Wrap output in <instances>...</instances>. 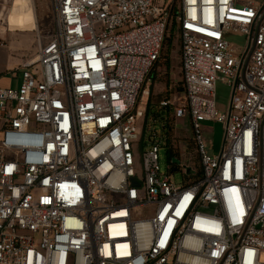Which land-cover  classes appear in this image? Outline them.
Wrapping results in <instances>:
<instances>
[{
    "label": "built area",
    "instance_id": "1",
    "mask_svg": "<svg viewBox=\"0 0 264 264\" xmlns=\"http://www.w3.org/2000/svg\"><path fill=\"white\" fill-rule=\"evenodd\" d=\"M54 12L19 86L0 77V264H264V0H55ZM171 28L175 116L190 117L201 162L180 184L147 118ZM204 122L224 126L215 156Z\"/></svg>",
    "mask_w": 264,
    "mask_h": 264
},
{
    "label": "rangeland",
    "instance_id": "2",
    "mask_svg": "<svg viewBox=\"0 0 264 264\" xmlns=\"http://www.w3.org/2000/svg\"><path fill=\"white\" fill-rule=\"evenodd\" d=\"M260 3L262 0H252ZM55 0H0V77L2 86L16 88L20 84L19 71L25 63L37 56L40 46L46 44L55 33ZM228 38L237 45L243 44L241 35L228 34ZM181 38L172 28L166 37L160 61L151 74L150 102L161 109L163 101H170L164 116L170 125V138L174 152L181 160L182 170L174 172L175 181H183L186 168L201 169L200 154L195 141L190 117L175 116L176 108L184 102V85L181 69ZM12 74H15L13 77ZM230 90L224 83L217 86V103L227 105ZM150 134L162 139L160 148L161 172L167 173L170 164L168 127L162 122L149 120ZM148 125V126H149ZM157 133V134H156ZM201 133L206 152L210 156L218 154L223 145L224 126L221 122L201 123Z\"/></svg>",
    "mask_w": 264,
    "mask_h": 264
},
{
    "label": "trees",
    "instance_id": "3",
    "mask_svg": "<svg viewBox=\"0 0 264 264\" xmlns=\"http://www.w3.org/2000/svg\"><path fill=\"white\" fill-rule=\"evenodd\" d=\"M166 108V107H163ZM163 108L157 109V107H153L151 103L149 102L148 107H147V118L148 119H153L154 123L157 122H165L163 126L166 128H169V133H168V147H169V160L172 162L174 158H178V155L174 152L173 150V145H172V139L170 138V125L167 122V118L165 113L167 112ZM179 159V158H178ZM173 164V172L180 171L181 167L178 164L172 163ZM201 176V169L198 170L197 175H193L190 177L191 180L199 178Z\"/></svg>",
    "mask_w": 264,
    "mask_h": 264
},
{
    "label": "water",
    "instance_id": "4",
    "mask_svg": "<svg viewBox=\"0 0 264 264\" xmlns=\"http://www.w3.org/2000/svg\"><path fill=\"white\" fill-rule=\"evenodd\" d=\"M172 163H175V164L181 165V160L178 159V158H174V159L172 160ZM134 183L136 184V181H134Z\"/></svg>",
    "mask_w": 264,
    "mask_h": 264
},
{
    "label": "crops",
    "instance_id": "5",
    "mask_svg": "<svg viewBox=\"0 0 264 264\" xmlns=\"http://www.w3.org/2000/svg\"><path fill=\"white\" fill-rule=\"evenodd\" d=\"M182 65V64H181ZM181 69H182V66H181ZM229 104V103H228ZM228 104L227 105H222V106H220L222 109H225V108H227V106H228Z\"/></svg>",
    "mask_w": 264,
    "mask_h": 264
}]
</instances>
